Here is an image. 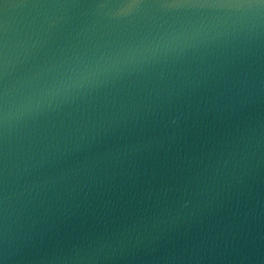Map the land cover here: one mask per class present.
Instances as JSON below:
<instances>
[{
	"label": "water",
	"instance_id": "water-1",
	"mask_svg": "<svg viewBox=\"0 0 264 264\" xmlns=\"http://www.w3.org/2000/svg\"><path fill=\"white\" fill-rule=\"evenodd\" d=\"M0 264H264V0H0Z\"/></svg>",
	"mask_w": 264,
	"mask_h": 264
}]
</instances>
